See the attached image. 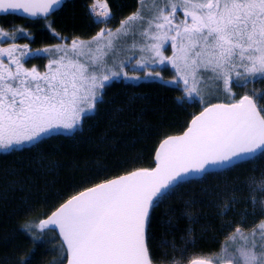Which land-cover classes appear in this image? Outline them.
<instances>
[{"label": "snow or ice", "instance_id": "snow-or-ice-1", "mask_svg": "<svg viewBox=\"0 0 264 264\" xmlns=\"http://www.w3.org/2000/svg\"><path fill=\"white\" fill-rule=\"evenodd\" d=\"M61 2L0 0V13L47 20ZM143 4L138 0L137 10L119 27L101 28L87 40L60 38L49 21L60 42L36 50L30 47L32 33L0 25V42H9L7 47L0 43V149L5 151L81 127L111 81L162 79L153 65H170L174 79L166 83L202 104L181 135L162 140L153 167L88 187L25 229L56 232L66 264H157L158 259L166 264H264V199L253 200L262 209L258 222L247 234L246 224L228 229L219 252L157 258L150 243L154 209L182 183L264 154V103L251 94L236 99L232 91L264 80V0H155L147 11ZM89 11L100 23L112 17L107 0H94ZM123 45L133 55L116 63ZM169 48L171 55H165ZM40 55L47 59L43 70L26 67ZM129 63L143 77L130 76L125 71ZM252 191L264 194V179H253ZM192 234L189 229L187 235ZM19 264H31V258Z\"/></svg>", "mask_w": 264, "mask_h": 264}, {"label": "trees", "instance_id": "trees-1", "mask_svg": "<svg viewBox=\"0 0 264 264\" xmlns=\"http://www.w3.org/2000/svg\"><path fill=\"white\" fill-rule=\"evenodd\" d=\"M92 1L67 0L47 20L0 15V25L32 33L35 39L30 47L35 49L60 38L87 40L104 26L90 16ZM108 1L121 21L138 0ZM49 21L60 38L47 27ZM104 93L95 112L73 134H52L35 144L0 152V264H19L29 257L31 264H64L65 252L56 232H28L26 223L45 218L72 195L97 183L153 167L160 142L182 134L202 108L175 85L156 80L115 81ZM242 94V87H235V98ZM260 173H264V154L182 183L153 211L150 243L154 255L181 260L201 251L219 252L228 229L242 220H258L251 216L253 195L248 183ZM189 240L194 244L189 245ZM162 241L168 246L163 247ZM157 264L166 262L158 259Z\"/></svg>", "mask_w": 264, "mask_h": 264}, {"label": "rangeland", "instance_id": "rangeland-1", "mask_svg": "<svg viewBox=\"0 0 264 264\" xmlns=\"http://www.w3.org/2000/svg\"><path fill=\"white\" fill-rule=\"evenodd\" d=\"M93 2H94V0H93ZM154 2H155V0H144V4L141 7L144 8L145 11H147V9H149V8L152 7V5L154 4ZM111 13H112V11H111ZM90 16H91L92 19L94 18L97 21V18H95L94 16H92L91 13H90ZM94 19H93V21L96 22ZM97 23L98 24H103V23H100L98 21H97ZM16 28L19 29L21 27H16ZM17 42L23 44V43H26L28 41L27 40L25 41V40L19 39ZM59 42H57V43H59ZM0 43H2V46L7 47V45H8L9 42L8 41H2ZM49 46H51V45H49ZM49 46H44L43 48L49 47ZM31 48H32V46H31ZM32 49L33 50H36L35 48H32ZM132 55H133V53L128 50L127 45H123V46H121L120 50L115 54V61H116V63H119L121 60L127 61L128 58H129V56H132ZM165 55H171L170 48L168 49V51L165 52ZM41 57H42V59H41ZM136 57L137 58L139 57V53H136ZM41 60H43V61H41ZM46 64H47V59L44 57V55H40V56L32 57L29 60V62L26 64V67L31 68V67L35 66V67H38L41 70H43L44 65H46ZM132 67H133V65L131 63H129V65L125 69V71H128L130 76L131 75H140V76L143 77V75H144L143 74V71H141L139 69H136L135 71H132ZM150 67H154L156 69V71H158L160 73V77H162V79H157L155 77H152V78H142V79H139V80H134V79H117V80L111 81L108 84V86L112 82H114V81H119V82H126V81L127 82H140V81H143V80H156V81H161V82L166 83L167 81H171V80L174 79L173 69L171 68L170 65H153V66H150ZM166 72H167L168 76H167ZM167 84L174 85V84H170V83H167ZM181 87H183V86L181 85ZM235 87L236 86H234L233 89H232L234 96H235ZM242 91H243V94L242 95H245L246 93L247 94H251V95L254 96V98L257 99V102L258 103H264V80H257V81H255L253 83H248L246 86H243L242 87ZM90 114H92V113H90ZM78 128L74 129L71 132L63 131V132L53 133V134L71 135L74 132H76V130H78ZM28 145H31V144L26 143V144H23V145L14 147L13 149L21 148V147L28 146ZM10 150H7V151H10ZM7 151H5L3 149H0V152H7ZM259 176L260 177L257 178V180H256L257 182H259L262 179H264V173L263 174L260 173ZM248 187L250 188V192L253 195V198H251V201L252 202H253L254 199L256 201H259L261 199H264V194H262L260 192H253L252 191V180L249 181ZM261 211H262V209L258 206L257 203H252V213H251L252 219L253 218H256V219L259 220L261 218V216H260ZM258 220H256V221L253 220V222L250 221V223L249 222H246L245 220H242L241 223L238 224V225H245V224L248 225V229L246 230V234H247V232H248V230H250L251 226H253L256 222H258Z\"/></svg>", "mask_w": 264, "mask_h": 264}, {"label": "water", "instance_id": "water-1", "mask_svg": "<svg viewBox=\"0 0 264 264\" xmlns=\"http://www.w3.org/2000/svg\"><path fill=\"white\" fill-rule=\"evenodd\" d=\"M64 1H67V0H62L60 6H58V7L56 8L55 12L58 11V10L60 9V7H61V5H62V3H63ZM55 12H54V13H55ZM10 14H11V13H10ZM14 14H18V15H21V16L26 15V14H23L22 12H17V13H14ZM0 15H6V14L0 13ZM196 115H197V114H196ZM179 135H181V134H179ZM172 136H176V135H172ZM161 142H162V141H161ZM161 142H160V143H161ZM158 147H159V145H158ZM157 149H158V148H157ZM260 154H261V153L257 152V153L255 154V156L250 157V158H249L248 160H246L245 162L254 159L255 157L259 156ZM241 163H244V162H237L236 165L241 164ZM154 165H155V158H154ZM231 167H233V166L229 165V166H226L225 168H222V169H221V168L214 169V170H213V173H214V172H218V171H222V170H225V169H228V168H231ZM204 176H205V175H203V176H199V175H197V176H195V177L190 178V180H199V179H202ZM116 178H117V177H116ZM113 179H115V178H113ZM190 180H189V181H190ZM56 234H57V233H56ZM59 239H60V238H59ZM65 264H66V262H65Z\"/></svg>", "mask_w": 264, "mask_h": 264}, {"label": "flooded vegetation", "instance_id": "flooded-vegetation-1", "mask_svg": "<svg viewBox=\"0 0 264 264\" xmlns=\"http://www.w3.org/2000/svg\"><path fill=\"white\" fill-rule=\"evenodd\" d=\"M92 2H93V1H92ZM107 3H108V5H109V7H110V10L112 11V17H111V19L109 20V22H108L107 24H104L103 28H104V27H110V28H112V29H115V28L119 27V25H120V21H118V19L115 18V16H114V12H113V10H112V8H111L110 3H109L108 0H107ZM141 6H142V5H141ZM137 7H138V1L135 2V6H134V8L131 10L130 14H132L133 12H135V11L137 10ZM114 23H118L119 25L115 26ZM41 59H42V57H41ZM41 61H43V60H41ZM110 85H111V84H110ZM105 89H106V88H105ZM105 89H104V91H105Z\"/></svg>", "mask_w": 264, "mask_h": 264}, {"label": "bare ground", "instance_id": "bare-ground-1", "mask_svg": "<svg viewBox=\"0 0 264 264\" xmlns=\"http://www.w3.org/2000/svg\"><path fill=\"white\" fill-rule=\"evenodd\" d=\"M89 9H90V7H89ZM94 19V18H93ZM95 20V19H94ZM96 21V20H95ZM97 22V21H96Z\"/></svg>", "mask_w": 264, "mask_h": 264}]
</instances>
